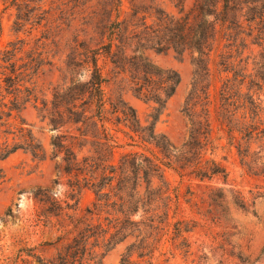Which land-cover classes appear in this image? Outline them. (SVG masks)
Here are the masks:
<instances>
[{"label":"trees","instance_id":"trees-1","mask_svg":"<svg viewBox=\"0 0 264 264\" xmlns=\"http://www.w3.org/2000/svg\"><path fill=\"white\" fill-rule=\"evenodd\" d=\"M164 19L158 31L162 36L154 37L151 49L170 50L178 56L186 52L192 66L180 111L186 122L185 137L173 145L154 132L166 100L179 83L176 74L166 79L168 88L160 89L162 94L141 87L133 90L137 97L155 105L147 125L141 127L133 114L127 119L130 132L141 143L152 145L159 157L126 151L114 161L116 138L103 124L105 80L96 63L101 53L110 52V40L87 52L81 61V69L87 73L84 82H71L64 90L51 89L49 106L39 97L41 91L36 86L42 67L49 64L37 46L25 50L27 44L16 40L0 50V163L17 151L38 161L44 159L43 149L19 118L30 104L41 119H47L50 130L63 120L75 126V153L55 136L49 142L50 158L59 157L62 171L74 175L75 189L85 188L93 196L74 218V209L67 203L61 207L47 190L34 193L38 202L47 203L45 211L63 215L74 233L45 264H101L103 257L118 246V264L186 262L192 255L188 234L193 226L174 219L175 205L162 168L199 182L214 177L225 180L221 163L225 157L218 160L217 151L226 155L234 150L245 170L264 177V0H194L179 18ZM11 121H17L16 126ZM82 148L85 154L78 157ZM3 177L0 168V183ZM207 197L212 206L221 208L217 190ZM257 197L261 195L253 198ZM232 204L255 215L243 200L233 199ZM228 255L244 262L238 254ZM205 258L200 254L196 264Z\"/></svg>","mask_w":264,"mask_h":264},{"label":"rangeland","instance_id":"rangeland-1","mask_svg":"<svg viewBox=\"0 0 264 264\" xmlns=\"http://www.w3.org/2000/svg\"><path fill=\"white\" fill-rule=\"evenodd\" d=\"M193 2L0 0V50L16 40L27 44L25 50L37 46L49 64L42 67L36 86L41 91L39 97L49 106L51 89L64 90L71 82H84L87 73L81 69V61L89 54L87 52L105 46L110 40V52L101 53L96 63L105 80L103 124L116 138L114 161L126 151H143L159 157L152 145L141 143L128 128L127 119L132 114L141 127L147 125V116L155 106L137 97L133 90L141 87L162 94L159 90L168 88L166 79L174 74L178 76L179 83L166 100L154 124V132L171 144L179 145L186 133V122L180 111L192 77L190 56L186 52L178 56L170 50L156 52L151 46L156 41L155 36H162L158 31L164 18H179L188 12ZM250 49L255 52L254 47ZM65 95L68 93L63 94L66 98ZM19 118L25 124L23 128L43 149L44 159L38 161L28 153L17 151L0 163L4 176L0 183V264H45L74 233L69 221L61 214L53 216L45 211L47 203L38 202L34 193L47 190L48 196L61 207L67 203L74 209V218L75 213L79 214L90 204L93 196L85 188L75 189V177L62 171L59 157L50 158L49 142L55 136L61 137L75 153V126L63 120L55 130H50L47 119H41L30 104ZM16 124L17 121H11L13 127ZM254 149L252 145L251 150ZM84 154L85 148H82L78 157ZM223 156L225 180L214 177L199 182L179 178L171 169L162 168L175 205L174 219L193 226L188 234L192 255L186 262L177 259L176 264H196L200 254L206 258L198 264H217L218 261L221 264H264V177L245 170L234 150L226 155L217 151L218 160ZM261 163L264 168V156ZM153 184L157 182L154 180ZM213 189L221 195V208L212 206L207 197ZM257 194L261 197L253 198ZM233 199L243 200L248 211L253 209L255 215L235 208ZM120 251L118 246L108 252L101 264H118ZM229 253L238 254L244 262L238 263Z\"/></svg>","mask_w":264,"mask_h":264}]
</instances>
